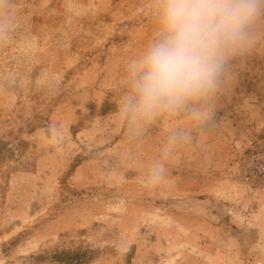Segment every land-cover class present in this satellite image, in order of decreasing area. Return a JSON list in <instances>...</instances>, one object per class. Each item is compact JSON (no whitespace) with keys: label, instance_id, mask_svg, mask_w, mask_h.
I'll list each match as a JSON object with an SVG mask.
<instances>
[{"label":"rangeland","instance_id":"374dc122","mask_svg":"<svg viewBox=\"0 0 264 264\" xmlns=\"http://www.w3.org/2000/svg\"><path fill=\"white\" fill-rule=\"evenodd\" d=\"M155 16L156 0H0V148L21 143L0 160V264H264V185L239 177L264 143V37L215 127L199 104L149 121L126 108ZM154 161L169 174L148 185Z\"/></svg>","mask_w":264,"mask_h":264},{"label":"clouds","instance_id":"9594fccd","mask_svg":"<svg viewBox=\"0 0 264 264\" xmlns=\"http://www.w3.org/2000/svg\"><path fill=\"white\" fill-rule=\"evenodd\" d=\"M8 33L0 22V41ZM262 37L264 0H156L154 35L131 66L126 113L151 121L199 104L194 115L215 127L217 100ZM49 131L60 129L53 124ZM168 174L165 163L154 161L145 183L157 185Z\"/></svg>","mask_w":264,"mask_h":264},{"label":"built area","instance_id":"2783aa9c","mask_svg":"<svg viewBox=\"0 0 264 264\" xmlns=\"http://www.w3.org/2000/svg\"><path fill=\"white\" fill-rule=\"evenodd\" d=\"M240 180L248 186L264 185V143L249 150L241 160Z\"/></svg>","mask_w":264,"mask_h":264},{"label":"trees","instance_id":"16d2710c","mask_svg":"<svg viewBox=\"0 0 264 264\" xmlns=\"http://www.w3.org/2000/svg\"><path fill=\"white\" fill-rule=\"evenodd\" d=\"M21 143H17V147H2L0 148V160L3 161L5 158H8L9 155H15L18 156L20 155L19 152V147H20ZM0 167H2V164L0 165ZM1 172V170H0Z\"/></svg>","mask_w":264,"mask_h":264}]
</instances>
